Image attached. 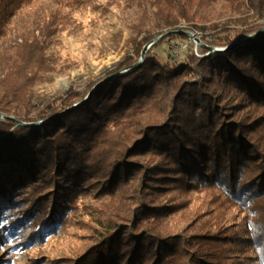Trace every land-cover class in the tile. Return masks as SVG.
I'll return each mask as SVG.
<instances>
[{"label":"trees","instance_id":"1","mask_svg":"<svg viewBox=\"0 0 264 264\" xmlns=\"http://www.w3.org/2000/svg\"><path fill=\"white\" fill-rule=\"evenodd\" d=\"M217 1L215 19L198 13ZM150 4L159 33L140 32L111 69L45 110L21 105V86L39 68L34 61L24 56L14 69H0V113L38 122L0 120V238L26 235L36 243L85 192L130 196L135 200L124 201L133 204L125 208L123 201L98 220L85 250L65 264H264V31L223 51L208 48L227 47L262 27L264 0ZM24 5L0 0V38ZM182 27L200 32V43L164 36L131 68L147 43ZM19 36L21 45L43 49L41 36ZM176 43L183 48L175 54ZM10 70L16 77L8 83ZM116 71L126 72L67 110ZM246 107L262 112L251 117ZM178 191L214 195L189 209L187 219H174L188 203L157 198ZM229 208L242 214L239 223L227 216Z\"/></svg>","mask_w":264,"mask_h":264},{"label":"rangeland","instance_id":"2","mask_svg":"<svg viewBox=\"0 0 264 264\" xmlns=\"http://www.w3.org/2000/svg\"><path fill=\"white\" fill-rule=\"evenodd\" d=\"M150 2L151 0H25V5L14 10L9 17L5 35L0 38V69H14L15 64L21 63L24 56L39 67L21 86V96L25 100L21 105L29 107L33 113L47 109L54 98L68 89L81 91L90 80H95L111 69L130 49L132 40L140 32L159 33ZM218 3L220 2L199 8L198 13L215 19L222 8ZM48 28L51 33L41 35V29ZM176 30L188 31L191 34L188 36L189 42L198 43L195 38L199 39L200 32L183 27ZM19 34L30 37L29 40L32 35L41 36L39 42L43 41L44 44L41 52L39 49H31L28 44L24 45V42L21 45L23 37ZM181 48L183 45L180 43L171 44V50L175 54ZM29 54L31 56H27ZM6 76L9 83L16 74L10 70ZM245 109L252 113L251 117L262 112L257 108ZM139 174L136 172L133 175ZM131 187L132 185L127 186V193H130ZM213 195L208 192L182 194L178 191L166 198L159 196L157 199H163L167 203L185 200L188 207L174 219H187L185 216H191L189 209L206 205L207 199ZM125 199L134 201L135 197L120 199L117 195L114 199H97L85 192L77 200L72 198L69 203V207H73L71 215L63 214L55 225V230L41 240L37 239L36 243L29 242L26 235L7 239L1 237L0 264H65L69 258L76 257L85 250L98 220L108 212L116 211ZM123 203L125 208L133 204L130 201ZM226 214L233 218V223H239L242 218L236 208H229ZM231 221L226 220V223Z\"/></svg>","mask_w":264,"mask_h":264},{"label":"water","instance_id":"3","mask_svg":"<svg viewBox=\"0 0 264 264\" xmlns=\"http://www.w3.org/2000/svg\"><path fill=\"white\" fill-rule=\"evenodd\" d=\"M261 23H264V19L261 20ZM264 31V25L262 27H260L256 32H254L253 34L251 35H248L246 37H243L240 41H238L237 43H234L232 45H229L227 47H224V48H217V47H211V46H208L209 49L213 50V51H223L225 49H227L228 47L230 46H235V45H239V44H243L245 43L246 41H248L249 39L259 35L260 33H262ZM171 34H184V35H187V36H191V34L186 31V30H171V31H167L161 35H159L157 38H155L154 40L150 41L147 45H145L141 51V54H140V58L138 59V61L131 66V68H134L136 67L137 65H139L147 51V49L150 47V45L152 43H154L155 41H157L158 39L164 37V36H167V35H171ZM195 41L200 43V40L198 38H195ZM130 68V69H131ZM126 71H116V72H113V73H110L108 75H106L105 77H103L100 81H98L93 87L92 89L87 93V95L79 102L77 103H74L72 106L68 107L67 110L71 109V108H74L76 106H78L79 104H81L82 102H84L87 98L90 97V95L92 94V92L102 83H104L105 81L107 80H110L112 78H115V77H119L121 76L122 74H124ZM0 120H10L12 122H14L16 125H28V126H33V125H36L38 122H25V121H21L19 119H17L16 117L12 116V115H5L3 113H0Z\"/></svg>","mask_w":264,"mask_h":264}]
</instances>
